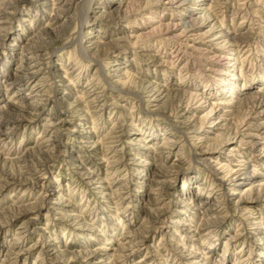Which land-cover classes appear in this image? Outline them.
<instances>
[{
	"label": "rangeland",
	"instance_id": "374dc122",
	"mask_svg": "<svg viewBox=\"0 0 264 264\" xmlns=\"http://www.w3.org/2000/svg\"><path fill=\"white\" fill-rule=\"evenodd\" d=\"M169 1L20 0L13 15L0 14V107L30 111L0 130L10 135L0 138V173L25 174L19 190L0 191V217H19L1 229L0 264H264V201L245 191L261 186L264 195V133L254 149L232 139L245 118L264 122L251 120L264 110L254 109V94L264 96V0ZM189 23L200 40L176 38ZM221 30L237 42L216 39ZM29 47L39 50L26 62ZM32 66L35 79L14 81ZM34 84L45 94L37 105L25 92ZM86 91L98 98L93 110ZM156 173L165 185H151ZM45 187L61 201L42 200ZM28 221L25 255L7 261ZM48 247L57 261L42 253Z\"/></svg>",
	"mask_w": 264,
	"mask_h": 264
},
{
	"label": "bare ground",
	"instance_id": "6f19581e",
	"mask_svg": "<svg viewBox=\"0 0 264 264\" xmlns=\"http://www.w3.org/2000/svg\"><path fill=\"white\" fill-rule=\"evenodd\" d=\"M19 1L20 0H12V1H9V2H7L6 4H3L2 5V10L0 11V14L2 15V11L3 10H5L6 12H8V13H6V15H13V13L11 12V10L14 8L13 7V2H16L17 4L19 3ZM83 1H85V0H83ZM159 0H157V2H158ZM172 1V0H171ZM169 1V2H167V5H170L171 6V4H173L172 2H174V1ZM122 2V1H121ZM121 2H119V5H118V9H120L121 8ZM75 3V2H74ZM81 3H82V1H81ZM65 6H67V5H65ZM13 7V8H12ZM87 7V6H86ZM64 9V8H63ZM14 10V9H13ZM5 11H4V14H5ZM60 11V10H59ZM80 11V10H79ZM82 11V10H81ZM88 11V10H87ZM68 12H69V9L67 8L64 12H61L62 13V15L64 16V18L65 17H67V15H68ZM86 12V11H85ZM190 12V11H189ZM56 13V12H55ZM58 14V13H57ZM193 14V13H192ZM60 15V14H59ZM61 15V16H62ZM86 15V14H85ZM84 15V16H85ZM209 15V14H208ZM3 16V15H2ZM189 16V15H188ZM62 18V17H61ZM86 18H87V15H86ZM210 18V17H209ZM214 19V18H213ZM193 20V19H192ZM208 20V19H207ZM7 20H5V18H2V17H0V37L2 36L1 35V33H4V35L6 34V32H7V30H6V27H5V24L7 23L6 22ZM81 21V20H80ZM194 21H195V19H194ZM190 22V21H189ZM193 22V21H192ZM192 23L190 24H188V25H186V27L184 28V30L182 31V33L180 34V35H177L176 36V38H178V39H180V38H182V37H185V39L187 40L188 38H186V37H190V38H192V39H194V40H200L201 39V37H202V35H199V34H196L197 33V31H195V30H192ZM213 28L214 27H211V29H210V31L209 32H211L212 30H213ZM208 32V33H209ZM222 32V30L221 31H219L218 33H217V38L216 39H220V38H224V45L226 44V43H232V41H236V37H234V38H232L231 36H230V34H225V33H221ZM220 33V36L218 35ZM8 34V33H7ZM207 34V33H206ZM206 34H204V35H206ZM88 35V34H87ZM189 35V36H188ZM203 35V36H204ZM216 36V35H215ZM237 36V35H236ZM249 37V36H248ZM129 38V37H128ZM176 38H175V40H176ZM238 38V41L240 40V36L239 37H237ZM243 38V37H242ZM173 40V39H172ZM181 40V39H180ZM185 40V41H186ZM190 40V39H189ZM34 41V40H33ZM168 41H170L169 39H168ZM227 41V42H226ZM241 41V40H240ZM242 41H243V39H242ZM237 42V41H236ZM180 43V42H179ZM181 44V43H180ZM233 45H234V43H232ZM32 45V44H31ZM223 45V46H224ZM189 47V46H188ZM28 50H32V52H30V53H27L28 54V56H26V59L27 60H25L26 62L27 61H34L33 59H32V56L35 54V53H37L38 52V50L39 49H37V47H29V49ZM83 50H85V49H83ZM22 52V51H21ZM25 52V51H24ZM28 52V51H27ZM177 53V52H176ZM185 53V52H184ZM23 55H24V53H23ZM38 57V55L36 56V58ZM18 59V58H17ZM22 61V60H21ZM23 62H24V60H23ZM22 62V63H23ZM35 64H37V63H35ZM22 65V64H21ZM25 66V65H24ZM36 66V65H35ZM35 66H32V67H26V68H21V70L19 71V69L17 70L18 71V73H20L19 74V76H17L18 74H16V79L14 80V81H17V82H20V81H22L23 80V78L25 77V75H29L30 77H27V78H29V80H32V79H35V77L37 76V73H38V71L39 70H36V71H34L35 70ZM20 67V66H19ZM22 67V66H21ZM116 70H118V69H116ZM40 72V71H39ZM116 73V72H115ZM125 75V74H124ZM228 75V74H227ZM112 76V75H111ZM114 76V75H113ZM123 76V75H122ZM124 77V76H123ZM101 78V77H100ZM126 78V77H125ZM9 84V83H8ZM26 84V83H25ZM24 84V85H25ZM153 85V84H152ZM19 86V85H18ZM155 86V85H154ZM156 86H158V85H156ZM153 87V94L155 95V94H157V97L158 96H161L162 94H163V91L160 89V87ZM24 88H25V86H24ZM21 89V88H20ZM26 90H25V92H27L28 93V95H32V97L34 98H31V99H33L34 100V102H35V105H37L36 103H37V101L38 100H36L37 98H39V97H41V98H43L44 96H45V94L43 93V94H40V92H42V91H40L39 89V86L37 85V84H34V86L33 87H31V88H25ZM23 90V89H22ZM165 91V90H164ZM46 93V92H45ZM86 94V98L88 99V98H91V97H94V96H96V94H92L91 95V92H89V91H86L85 92ZM152 93V92H151ZM261 94V93H260ZM260 94H254V97L256 98V104H255V107H254V109L255 108H257V107H260L263 103H264V96L263 95H260ZM27 95V94H26ZM31 97V96H30ZM42 101H44V102H46V99H41ZM41 100H39V101H41ZM95 100H96V102H95ZM162 100V99H161ZM242 101L244 100V99H241ZM155 101V100H154ZM245 101V100H244ZM98 102V98L97 97H94L92 100H90L89 102H88V109L89 110H93V109H95L98 105L96 104ZM33 103V102H32ZM32 103H31V105H32ZM236 103V102H235ZM237 104V103H236ZM235 104V105H236ZM243 104V103H242ZM41 105V104H40ZM97 105V106H96ZM231 105H232V103H231ZM11 106V105H10ZM218 106V105H217ZM242 106V105H241ZM233 107V106H232ZM235 108V107H234ZM13 109V110H12ZM25 109V108H24ZM24 109H22V107L21 108H19L18 107V105H17V102H15V103H12V106H11V111L12 112H15V113H9L10 111H7V113L6 112H4L3 110H4V107H0V130L1 129H4V128H6L7 126H14V128L16 127V126H18L22 121H24L25 120V116L24 115H22L23 113L22 112H26V113H28V114H30V111H26V110H24ZM232 110V109H231ZM214 110H213V107H211V110L209 111V113H207V115L209 116V115H211V113L213 112ZM249 111V110H248ZM225 112V111H224ZM230 112V111H229ZM226 113V112H225ZM233 113H234V111H233ZM232 113V114H233ZM236 113V112H235ZM75 114V113H74ZM230 114V113H229ZM232 114H230V115H232ZM255 114V116L254 117H252L251 118V120H254V121H258L259 122V120H261L262 118H263V116H264V110L263 111H256V113H254ZM32 115V114H31ZM30 115V116H31ZM37 115V114H36ZM207 116V117H208ZM221 116H223V115H221ZM229 116V115H228ZM249 116V115H248ZM247 116V117H248ZM231 118H233V117H231ZM220 119V118H219ZM247 118H245V123L242 125L241 124V126H240V130H239V128H237L238 130H236L235 132H233L234 134H233V138L232 139H237V140H239L238 141V143H241L242 142V138H244V139H248V147H251V148H253L254 149V147H258V144L259 143H257V142H253V140H252V137H254V136H256L255 135V133H257V135H258V132H261V133H264V122H261V123H259V124H254V123H251V122H247V120H246ZM222 120V119H221ZM219 121V120H218ZM227 122H228V120H227ZM231 122V121H230ZM46 126V131L48 132V133H53L54 134V132H52V130H55L56 129V127L54 126V124L52 123V122H47L46 124H45ZM240 125V124H239ZM13 128V129H14ZM8 129V128H7ZM6 129V130H7ZM16 129V128H15ZM242 129V130H241ZM10 130V129H9ZM68 130V129H67ZM45 131V132H46ZM111 133V132H110ZM260 134V133H259ZM7 135H9V134H4L3 132H1L0 131V138H3L4 136H6L7 137ZM130 135H134V134H130ZM263 135V134H262ZM10 136V135H9ZM6 137H4V138H6ZM44 137V136H43ZM53 137V136H52ZM228 138V137H227ZM7 139V138H6ZM5 139V140H6ZM58 139V138H57ZM222 139H224V138H222ZM222 139H220V142H222ZM229 139V138H228ZM258 139V138H257ZM260 139V138H259ZM3 140V139H2ZM44 142L46 143V144H48V143H50V142H52L50 139L49 140H46V138H44ZM57 141V140H56ZM139 141H141V142H143L142 140H139ZM166 141V140H165ZM225 141V140H224ZM235 141V140H234ZM136 142H137V140H136ZM90 143V145H92L93 147H91L92 148V152H94V153H96V148H97V145L99 144L98 142H96V141H91V142H89ZM165 143V142H164ZM163 143V144H164ZM237 143V142H236ZM144 144V143H143ZM222 144V143H221ZM244 145L246 144L247 145V143H243ZM108 145V144H107ZM152 145H154V144H152ZM170 145V144H169ZM172 145H173V143H172ZM245 145V146H246ZM145 146V145H144ZM155 146V145H154ZM169 147V146H168ZM171 147H174V146H171ZM241 147V146H240ZM242 147H243V145H242ZM144 148V147H143ZM166 148V147H165ZM236 148V147H235ZM249 149V150H252V149ZM96 149V150H95ZM151 149V148H150ZM234 149V148H233ZM238 149V148H237ZM242 150H243V148H241ZM99 150V149H98ZM147 150H149V148L147 149ZM162 150V149H161ZM163 150H165V149H163ZM238 150H240V149H238ZM260 150H258V152H259ZM250 152V151H249ZM254 152V151H253ZM232 153V152H231ZM252 153V152H251ZM36 154V153H35ZM132 156H133V154H132ZM230 157V156H229ZM228 157V158H229ZM76 160H78V159H76ZM154 160V159H153ZM232 160V159H231ZM100 161V160H99ZM146 161V160H145ZM155 161V160H154ZM153 161V162H154ZM235 161V160H234ZM237 161V160H236ZM115 162V161H114ZM143 162V161H142ZM242 162V161H241ZM101 163V162H100ZM145 163V162H144ZM148 163V162H147ZM74 164V163H73ZM79 164H80V162H79ZM156 164V163H155ZM220 164V163H219ZM81 165V164H80ZM245 165V164H244ZM243 165V166H244ZM224 166V165H223ZM226 166V165H225ZM242 166V167H243ZM246 167V166H245ZM75 168V167H74ZM113 168V167H112ZM81 169V168H80ZM82 169H83V167H82ZM220 169V168H219ZM242 170V169H241ZM240 170V171H241ZM246 170V169H245ZM77 171V170H76ZM239 172V171H238ZM36 174H37V172H35ZM78 173V172H77ZM238 174V173H237ZM0 175L2 176L3 175V178L4 179H2L3 181L2 182H0V191H2L3 189H5V188H7V187H15V186H17V190H19V187H21L22 186V181L21 180H24V178H25V174L24 175H21V174H19V178H18V176L16 177V175H13V174H6V173H0ZM34 175V173L32 174V172H27L26 173V177L28 176V177H32ZM79 175V174H78ZM82 175L85 177V179H86V172H85V174H83L82 173ZM233 175V174H232ZM231 175V176H232ZM147 176V175H146ZM154 176V179H155V181H153V182H151V185H153V184H155L156 183V185H158V184H160V186L162 185V184H164L163 183V181H161V182H159L158 180L161 178V177H159L158 175H157V173H156V175H153ZM234 176V175H233ZM82 177V176H81ZM91 177V176H90ZM141 177V176H140ZM33 178V177H32ZM17 179H19V180H17ZM84 179V180H85ZM164 179V178H163ZM27 181H28V179H26ZM87 180V179H86ZM85 180V181H86ZM247 180V178H246V176H245V173H242V174H240V175H238V176H236V177H234V178H232V180H230L231 182L230 183H232V187H241L242 185H243V183H244V181H246ZM32 180L30 179V182H31ZM25 182V181H24ZM91 182V181H90ZM32 183H33V181H32ZM93 183V182H92ZM91 183V184H92ZM153 183V184H152ZM36 184H37V182H36ZM96 184V183H95ZM228 184V183H227ZM42 185V184H41ZM100 185H102V184H100ZM107 185V184H106ZM150 185V186H151ZM165 185V184H164ZM229 185V184H228ZM40 187V186H39ZM153 187V186H152ZM156 187V186H155ZM259 187H261V186H259ZM258 186L255 188V186L253 187H251V185L249 186V188L247 189V190H245L246 191V193H249V196L251 195V194H254L255 193V191H257L256 192V194H255V198H256V201H260V202H262V201H264V195L262 194V192H261V189L263 188H259ZM99 189H102V188H100L99 187ZM150 189H151V187H150ZM165 191V190H164ZM243 192V191H242ZM100 193V192H99ZM233 196H235L236 194H232ZM49 196H59V197H57V201L59 202V201H61V197H60V195H59V193L58 192H56V191H53V190H50L48 187H45L43 190H42V200H44L45 198H47V197H49ZM241 197H243V196H241ZM56 198V197H55ZM244 199V198H243ZM249 200V199H248ZM240 201V200H239ZM238 201V202H239ZM241 202V201H240ZM243 202V201H242ZM244 203V202H243ZM36 204V203H35ZM29 206H31V205H29ZM35 206V205H34ZM36 209H37V211L38 212H42V211H44L46 208L44 207V204H43V202L41 201V203L39 202L38 204H36ZM33 208V207H32ZM57 208V207H56ZM34 209V208H33ZM35 209V210H36ZM207 209V208H206ZM205 209V210H206ZM26 210H28L27 208H26ZM49 210V209H48ZM212 210V209H211ZM23 211V210H22ZM209 210H206L205 211V214L208 212ZM31 212V211H30ZM38 212H37V214H38ZM48 212H50V211H48ZM27 213V212H26ZM29 213V212H28ZM3 214H6V216L5 217H0V232H1V229L3 228V226H4V224H8V223H10V222H12V221H14V220H18L19 219V217L17 216V215H14V213H13V215L12 214H10V213H8V210L7 211H5ZM24 214H25V212H24ZM57 214V213H56ZM203 214H204V212H203ZM53 215V214H52ZM55 215V214H54ZM63 217H61L62 219H60V220H63V219H71L72 221L71 222H73L75 225H78V222H79V219H77V218H75L74 217V219L73 218H68V216L67 215H64V214H61ZM217 215V214H216ZM23 216V215H22ZM38 216V215H37ZM56 216H58V215H56ZM207 217H208V215H206ZM249 219V218H248ZM58 220V219H57ZM24 221H26V220H24ZM206 221H208V220H206ZM147 222V221H146ZM210 222V221H209ZM209 222H207L208 224H209ZM205 224V223H204ZM203 225V224H202ZM28 226H29V221L28 222H23L22 224H21V226L16 230V239H15V241L13 242V246H12V248H11V252H9V253H7L6 254V259H7V261L8 260H13L14 261V263L17 261V260H19L23 255H25V253H24V251L25 250H23L20 246H19V244L21 243V240H23L22 238H24V237H26V233H27V231H26V229L28 228ZM200 228H201V225H200ZM205 228V226H203V229ZM202 229V228H201ZM202 229V230H203ZM28 230V229H27ZM201 231V230H200ZM30 232V231H29ZM193 232V231H192ZM237 238H239V236L237 237ZM236 237H235V239H237ZM50 242H52V241H50ZM49 242V243H50ZM126 243V242H125ZM132 244V243H131ZM139 246V245H138ZM51 247H48V251L46 252H44V249H43V251H42V253H46L47 255H50V259H52V257H53V259L54 260H58L59 259V254H58V251H57V249L56 248H51V250H49ZM104 249V248H103ZM129 250H130V252H129ZM109 251V250H108ZM131 251H132V247L131 246H129L128 247V249L127 250H125V252H127V253H131ZM48 252H49V254H48ZM116 253V252H115ZM134 253V252H133ZM62 256H64L63 254H62ZM114 256V255H113ZM121 256V255H120ZM123 256V255H122ZM183 256V255H182ZM86 257V256H85ZM127 257V255H124L123 256V259L124 258H126ZM185 258L186 257H190V256H184ZM183 257V258H184ZM74 258V257H73ZM89 258V260H87V261H92L93 259V256H90V257H88ZM188 260V259H187ZM5 261V260H4ZM72 261V260H71ZM86 261V260H85ZM98 262V261H97ZM116 262V261H115ZM139 263V262H138ZM242 262H238V264H241ZM93 264V263H92ZM103 264V263H102ZM187 264H197V262H193L192 260L190 261V260H188L187 261Z\"/></svg>",
	"mask_w": 264,
	"mask_h": 264
}]
</instances>
